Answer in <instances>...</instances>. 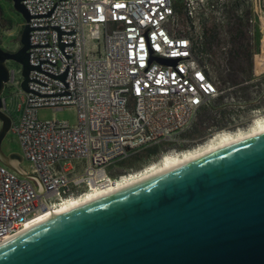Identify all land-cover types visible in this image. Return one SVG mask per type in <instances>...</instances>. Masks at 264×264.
<instances>
[{
  "label": "built area",
  "instance_id": "built-area-1",
  "mask_svg": "<svg viewBox=\"0 0 264 264\" xmlns=\"http://www.w3.org/2000/svg\"><path fill=\"white\" fill-rule=\"evenodd\" d=\"M229 1L21 0L31 16L33 68L26 91L21 65L16 78L5 61L8 79L0 109L10 117L9 131L22 158L30 161L26 172L37 177L42 192L33 178L0 161V242L49 207L135 171L129 167L119 173L123 160L154 146L163 148L154 161L183 150L200 109L225 91L211 54L201 46L211 25L222 41L219 50L227 49ZM3 38L0 33L1 48L16 50ZM9 95L14 104L7 103ZM70 106L76 110L74 124L38 116L41 107ZM247 106L233 97L219 103L221 122L209 128L208 136L251 120L257 109L239 114Z\"/></svg>",
  "mask_w": 264,
  "mask_h": 264
},
{
  "label": "water",
  "instance_id": "water-1",
  "mask_svg": "<svg viewBox=\"0 0 264 264\" xmlns=\"http://www.w3.org/2000/svg\"><path fill=\"white\" fill-rule=\"evenodd\" d=\"M9 1L26 23L16 50L0 47V93L6 60L26 91L33 68L31 16ZM10 123L0 109V161L42 192L21 154L2 150ZM0 264H264V132L53 215L0 242Z\"/></svg>",
  "mask_w": 264,
  "mask_h": 264
},
{
  "label": "rangeland",
  "instance_id": "rangeland-1",
  "mask_svg": "<svg viewBox=\"0 0 264 264\" xmlns=\"http://www.w3.org/2000/svg\"><path fill=\"white\" fill-rule=\"evenodd\" d=\"M0 12L3 14V16L6 19H8L11 22L9 25L3 28L4 30L3 42L7 48L17 49L20 46L19 36H20V30L22 29L23 19L19 15V13H17L12 8L11 1L9 0H0ZM226 18H227V23L224 29L228 34L227 37L228 46L227 49L223 52L219 50L217 54L218 58H221L222 56L229 57L227 51L229 49L234 48L238 42L237 38H232L234 35V31L238 26H240L239 28H241L243 31L241 34L243 42L244 44H247V46H249V50H250V56L248 57V59L251 60L252 65L254 63L256 64L257 70H261L263 72L264 71V0H230L226 9ZM250 18L255 19L254 23L249 22ZM180 24L182 26L186 25V21L183 16H181L180 18ZM209 27H211V25H208L206 28ZM252 29H254L253 32L251 31ZM225 41L223 40V42ZM217 61H218L217 63L215 62V67H216L215 70L217 71L218 75L219 74L221 75L223 72L224 63L219 60ZM7 62L9 67L14 69L16 78L20 77V72H18L20 68L19 64L13 60L10 61L8 60ZM248 75L249 72L245 75V77L247 78ZM229 85L230 84L226 86ZM244 86L247 85L245 84ZM222 88L225 89L222 95L223 100L222 101L214 100L212 102V105L217 106L219 103L225 102L226 98L229 99L230 97H233L235 101H240L241 103L248 105L249 99H255L256 101H259L263 99V95H264L263 86H261V88L258 89L254 94L249 90L239 91L238 89L235 88L226 89L224 86ZM16 90L17 87L14 86L13 91ZM233 91L234 93H232ZM7 103L14 104L15 103L14 97L9 95L7 98ZM206 107L207 106L200 109L193 127L185 134L184 137L187 140L182 146H180L181 149L191 148L205 141L209 137L208 136L209 128L212 125L216 123L219 124L221 122V118H218L216 115L214 116V112L210 111ZM248 108H249L248 106L243 109L240 108L241 112H239V114L246 115ZM257 113H264V110L260 109L259 111L256 112V114ZM38 116L42 120L44 119L66 120L70 124H74L76 122V110L74 107L71 106L58 111H54L50 107H41L38 110ZM250 122L251 120L246 122L247 124L245 123L239 127H245ZM235 128L237 127L233 126L228 129H235ZM1 147L5 153H9V152L21 153V148L18 143L17 137L11 131H8L4 136L1 143ZM151 149L152 150L149 149L150 150L149 152L143 151L142 153L136 155L135 157L120 162L118 164L120 166L118 172L122 173L124 169L128 170L129 167H131L134 170H137L144 164L156 160L159 157V155H161V152L163 150L162 146H154ZM20 166L27 172H29L31 169L30 161L27 160L26 158H22V161L20 162Z\"/></svg>",
  "mask_w": 264,
  "mask_h": 264
},
{
  "label": "bare ground",
  "instance_id": "bare-ground-1",
  "mask_svg": "<svg viewBox=\"0 0 264 264\" xmlns=\"http://www.w3.org/2000/svg\"><path fill=\"white\" fill-rule=\"evenodd\" d=\"M261 132H264V113H257L253 116L251 122L245 127H237L235 129H222L220 131H217L213 136H209L198 146L183 149L181 151L164 153L159 160L151 162L147 166L135 171H131L129 174L121 175L114 182L105 187H91L90 190L86 191L80 196L63 200L59 204H55L52 207H49L47 211L38 214L31 222L25 224L21 231L47 218H50L53 215H56L72 207L85 203L91 199L97 198L128 184L141 180L173 165L193 159L222 146L259 134Z\"/></svg>",
  "mask_w": 264,
  "mask_h": 264
},
{
  "label": "trees",
  "instance_id": "trees-1",
  "mask_svg": "<svg viewBox=\"0 0 264 264\" xmlns=\"http://www.w3.org/2000/svg\"><path fill=\"white\" fill-rule=\"evenodd\" d=\"M11 22L6 19L3 14L0 12V33L4 34L3 28H5L7 25H9ZM238 26L235 31L232 38H237L238 42L236 46L232 49H229L227 53L228 56H225L223 63L224 68L222 74L217 75L221 81V84L225 88L233 89V85L236 84V82H240L245 80V75L249 72V69L251 68V60L248 59L250 56V50L249 46L247 44H244L243 39L241 37L242 29ZM21 31V30H20ZM219 39H218V33L215 27L211 26L209 28H206L204 30V36H203V42L201 46L202 52H208L212 56L211 63L215 66V62L217 63L220 58H218L217 54L219 52ZM218 58V59H217ZM247 66V68H246ZM216 69V67H215ZM230 84L229 86H226ZM247 86H241L239 91H247ZM231 93V92H230ZM234 93V91L232 92ZM219 101L220 97H217L215 101ZM203 108V107H202ZM210 111L214 112V116L216 115V105L207 106ZM152 150L151 148H149ZM147 149L146 151L149 152L150 150Z\"/></svg>",
  "mask_w": 264,
  "mask_h": 264
},
{
  "label": "flooded vegetation",
  "instance_id": "flooded-vegetation-1",
  "mask_svg": "<svg viewBox=\"0 0 264 264\" xmlns=\"http://www.w3.org/2000/svg\"><path fill=\"white\" fill-rule=\"evenodd\" d=\"M247 85L248 90L251 91L253 94L261 88V86L264 87V71L257 70L256 64L254 63L249 71V75L247 78L243 81L236 82V84L233 85V89H240L241 86ZM264 91V90H263ZM223 100V96L220 97V101ZM255 101V102H254ZM248 109H257L258 111L264 110V95L263 99L256 101L255 99H249L248 100ZM222 103V102H221Z\"/></svg>",
  "mask_w": 264,
  "mask_h": 264
}]
</instances>
